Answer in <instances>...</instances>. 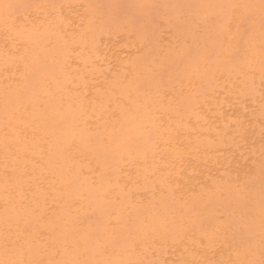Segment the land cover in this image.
Wrapping results in <instances>:
<instances>
[{
    "label": "bare ground",
    "instance_id": "6f19581e",
    "mask_svg": "<svg viewBox=\"0 0 264 264\" xmlns=\"http://www.w3.org/2000/svg\"><path fill=\"white\" fill-rule=\"evenodd\" d=\"M0 264H264V0H0Z\"/></svg>",
    "mask_w": 264,
    "mask_h": 264
}]
</instances>
